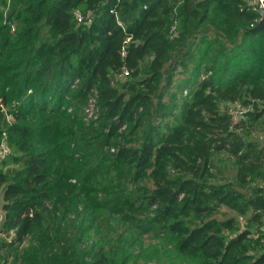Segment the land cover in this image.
<instances>
[{
    "label": "trees",
    "instance_id": "1",
    "mask_svg": "<svg viewBox=\"0 0 264 264\" xmlns=\"http://www.w3.org/2000/svg\"><path fill=\"white\" fill-rule=\"evenodd\" d=\"M260 17L251 0H0V248L34 238L11 264H143L171 246L264 264V149L240 133L264 116ZM92 94L98 129L67 113ZM220 153L231 175L212 173Z\"/></svg>",
    "mask_w": 264,
    "mask_h": 264
},
{
    "label": "rangeland",
    "instance_id": "2",
    "mask_svg": "<svg viewBox=\"0 0 264 264\" xmlns=\"http://www.w3.org/2000/svg\"><path fill=\"white\" fill-rule=\"evenodd\" d=\"M146 64V60L143 61L142 66ZM221 69V68H220ZM15 99L13 100V103H15ZM79 106V105H78ZM10 107V103L6 105V109ZM74 117L81 116L84 120L85 124H89L92 122V127L95 129L99 128V122L97 123L98 115H99V108L96 105V100L94 97V94L90 95L88 98V101L84 105L79 106L78 114L76 115V111L73 110V108L69 109L68 112ZM249 123V120H248ZM125 127V126H124ZM123 129V128H122ZM240 133L242 134V137L246 140H252L256 142L259 147H262L264 149V116H262L259 120L254 121L253 124L247 125V127L240 130ZM212 173H216V169L219 167H223L226 165V174L231 175L233 173L232 170V160L229 158V156L226 153H220L214 155L212 159ZM264 179V171L262 173V177L260 180ZM2 216L1 212V205H0V218ZM240 224L245 225V218L240 217ZM157 228V227H156ZM34 233V237H35ZM152 235V233H151ZM13 237V233L10 232L8 235L5 233L0 232V245L2 241H10ZM163 237V236H160ZM31 242H34V238L31 235H28L25 239V241L18 247V249L13 250L12 253L7 254L5 249L0 248V264H11L13 260V256L16 255V252L18 250H22L23 248L28 247ZM168 253H158L156 256L151 258V252L152 250L150 248H147V251H145L143 264H190L191 259L184 260L183 258L179 257L175 251L166 250ZM149 252V253H147ZM6 259V262L3 261ZM193 262V261H192Z\"/></svg>",
    "mask_w": 264,
    "mask_h": 264
},
{
    "label": "built area",
    "instance_id": "3",
    "mask_svg": "<svg viewBox=\"0 0 264 264\" xmlns=\"http://www.w3.org/2000/svg\"><path fill=\"white\" fill-rule=\"evenodd\" d=\"M251 2L255 4L256 7L258 6V7L264 8V0H251ZM75 16L78 21L82 20L83 18L82 15L77 10L75 11ZM122 54H124V49L122 51ZM126 75H128V70L125 66H123L119 72V77H125ZM5 112H6V106H5V103L2 97H0V114L5 113ZM231 113H232L234 122H236L238 121L242 113V109L240 107L233 108L231 110ZM9 152H10V148L8 147V145L2 142L0 144V157L4 156L5 154H8Z\"/></svg>",
    "mask_w": 264,
    "mask_h": 264
},
{
    "label": "water",
    "instance_id": "4",
    "mask_svg": "<svg viewBox=\"0 0 264 264\" xmlns=\"http://www.w3.org/2000/svg\"><path fill=\"white\" fill-rule=\"evenodd\" d=\"M257 8H258V10L260 12L261 17H260V20L257 23V25L254 27V29H261V28L264 27V8H261V7H258V6H257Z\"/></svg>",
    "mask_w": 264,
    "mask_h": 264
}]
</instances>
